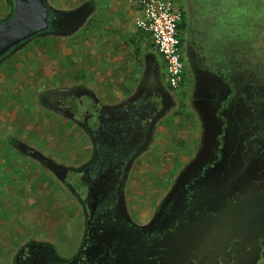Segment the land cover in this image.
I'll return each mask as SVG.
<instances>
[{"label": "flooded vegetation", "instance_id": "1", "mask_svg": "<svg viewBox=\"0 0 264 264\" xmlns=\"http://www.w3.org/2000/svg\"><path fill=\"white\" fill-rule=\"evenodd\" d=\"M173 1L187 93L148 67L134 93L108 100L85 78L42 88L31 59L23 63L38 68L22 90L11 78L3 84L2 101L11 94L24 117L10 132L6 122L0 140L1 186L19 198L0 205V264H264V114L250 94L239 102L237 77L224 92L230 109L220 111L213 86L187 76L185 44L204 79L214 63L189 44L198 0ZM29 44L0 67L21 64L15 56ZM193 119L198 151L171 163L164 139Z\"/></svg>", "mask_w": 264, "mask_h": 264}, {"label": "rangeland", "instance_id": "2", "mask_svg": "<svg viewBox=\"0 0 264 264\" xmlns=\"http://www.w3.org/2000/svg\"><path fill=\"white\" fill-rule=\"evenodd\" d=\"M46 2L53 9L70 11L78 8L85 0H46ZM119 2L126 6V0H119ZM193 10L197 26L188 33L189 44L192 46L194 56L207 61L212 60L214 66H207L212 74L208 73L206 75L208 78L204 79L201 68L198 69L195 64H192L189 45L185 44L188 48L184 56L189 70L187 76L192 80L198 78L202 81L203 79L205 83L213 86L211 90L214 93L216 90L215 96L219 106L217 108L220 111L230 109L231 95L226 97L224 92L227 88L230 90L232 87L230 77H237L239 78L238 82L244 83V91L238 95L239 102L246 104V99L250 94V100L260 107V111L264 114V0H198ZM101 15L103 14L97 12L90 20L88 27L77 31L70 37L49 32L45 36H52L38 38L33 42L30 40L28 48L15 56L21 60V64L14 67L9 66V68L7 66L0 67V96L1 93L6 94L3 93L6 88L2 87L5 81L11 78L10 80L17 82L19 90H22L20 86L26 84L29 77L33 75V70L38 68L25 65L23 63L25 59L36 60L41 64L42 81L47 80L43 82L42 88L71 80L82 72L85 74L88 72L90 81L97 84L100 75L98 73L101 71L100 66L103 62L100 42L105 33L104 30H100V24H103L100 20ZM106 35L112 37L111 33ZM202 75L203 77H201ZM187 84L189 86V81ZM15 87H17L16 84ZM23 88L27 89L25 86ZM14 90L17 91L16 88ZM3 99L4 102L0 98V140L5 138L7 132L5 123H11L9 128L11 125L16 126L15 115L23 116L24 110L23 104L17 99H13L11 94H7ZM4 109H7L6 112ZM25 117L26 120L29 119V115ZM171 128H173L171 136L167 139L163 138L170 162L172 163V160L176 158L190 159L192 154L195 155L198 151L195 143L200 137V128L196 120L183 121L180 125H174ZM12 129L10 128L8 132ZM41 133L44 135L48 132L42 129ZM56 135L57 139L68 138L63 136L61 131L56 132ZM207 157H209L208 154ZM170 168L172 169V167ZM3 182L5 185L7 181L4 176H1L0 186ZM4 191L5 188L1 186L0 205L18 202V193L7 194ZM60 213L61 210L58 211L59 215Z\"/></svg>", "mask_w": 264, "mask_h": 264}, {"label": "crops", "instance_id": "3", "mask_svg": "<svg viewBox=\"0 0 264 264\" xmlns=\"http://www.w3.org/2000/svg\"><path fill=\"white\" fill-rule=\"evenodd\" d=\"M86 3H89L94 10L80 30L89 26L90 20L97 12L103 14L100 19L103 22L100 24V30L105 31L101 38L103 40L100 42L103 62L100 66L101 71L98 73L100 75L97 84L90 81L88 72L87 74L82 72L75 77L88 79L96 86L98 94L104 100H108L113 94L115 97H120L134 93L147 67L154 74L165 72L167 79L166 61L152 37L138 28L136 17L139 13L135 6L127 0L126 6H123L119 0H85L81 5ZM10 9L8 0L0 2V20L6 19ZM108 33H111L112 37L106 35ZM28 44L29 42L26 45ZM187 83L184 81L181 87L173 89L187 93ZM2 96L1 93V99Z\"/></svg>", "mask_w": 264, "mask_h": 264}, {"label": "water", "instance_id": "4", "mask_svg": "<svg viewBox=\"0 0 264 264\" xmlns=\"http://www.w3.org/2000/svg\"><path fill=\"white\" fill-rule=\"evenodd\" d=\"M93 10L89 3L65 11L53 9L46 0H16L11 16L0 20V58L11 49L25 46L37 34L50 31L69 36L76 33ZM51 12L55 13L54 17Z\"/></svg>", "mask_w": 264, "mask_h": 264}, {"label": "built area", "instance_id": "5", "mask_svg": "<svg viewBox=\"0 0 264 264\" xmlns=\"http://www.w3.org/2000/svg\"><path fill=\"white\" fill-rule=\"evenodd\" d=\"M139 15L136 24L149 34L166 61L167 80L179 88L185 81V62L179 36L182 13L173 0H127Z\"/></svg>", "mask_w": 264, "mask_h": 264}]
</instances>
